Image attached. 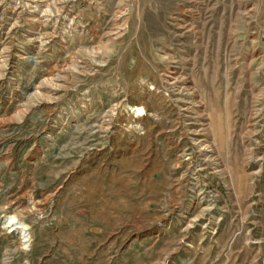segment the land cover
<instances>
[{"label":"rangeland","instance_id":"1","mask_svg":"<svg viewBox=\"0 0 264 264\" xmlns=\"http://www.w3.org/2000/svg\"><path fill=\"white\" fill-rule=\"evenodd\" d=\"M0 264H264V0H0Z\"/></svg>","mask_w":264,"mask_h":264},{"label":"bare ground","instance_id":"2","mask_svg":"<svg viewBox=\"0 0 264 264\" xmlns=\"http://www.w3.org/2000/svg\"><path fill=\"white\" fill-rule=\"evenodd\" d=\"M45 1H42L41 3H44ZM38 3V2H37ZM39 1V4H41ZM40 5H37V7H39ZM32 12V16L33 20H37V21H42V18L45 17V14L47 13V11H42L40 9H36ZM40 11V12H39ZM43 12V13H42ZM38 13V14H37ZM46 20V19H45ZM142 112V110L138 111V113ZM4 227L7 230H10L11 232H17L22 241H23V245L26 249H28L30 243H31V234L29 232V228L20 220H18L16 217L11 216V217H6V221L4 224Z\"/></svg>","mask_w":264,"mask_h":264},{"label":"crops","instance_id":"3","mask_svg":"<svg viewBox=\"0 0 264 264\" xmlns=\"http://www.w3.org/2000/svg\"><path fill=\"white\" fill-rule=\"evenodd\" d=\"M30 232V231H29ZM31 238H33V235L31 236ZM34 239V238H33Z\"/></svg>","mask_w":264,"mask_h":264}]
</instances>
